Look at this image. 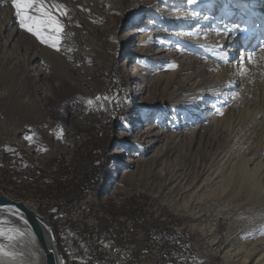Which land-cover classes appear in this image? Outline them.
Returning <instances> with one entry per match:
<instances>
[{"label":"rangeland","instance_id":"374dc122","mask_svg":"<svg viewBox=\"0 0 264 264\" xmlns=\"http://www.w3.org/2000/svg\"><path fill=\"white\" fill-rule=\"evenodd\" d=\"M154 2L45 0L46 6H63L54 12L64 26L60 51H56L20 27L12 0H0V195L34 208L55 233L66 216V204L77 203L73 199L88 184L102 182L101 188L93 187L98 214L136 224L150 243L131 247L134 258L146 250L154 264H228L223 256L226 236L251 224L247 213L251 210L241 201L240 207L223 215L221 204L212 202V206L211 197L199 192L202 197L196 200L189 185L203 177L208 163L217 157L229 163L236 156H248L253 143H264V0H227L229 7L225 3L204 6L202 0L197 3L200 8H194L193 14L206 12L212 17L205 29L211 32L214 27L227 34L225 38L234 37L237 47L231 55L232 48L223 47L219 57L213 56L214 44L198 48L191 42L189 49H198L187 52L188 47H182L190 57L187 66H179L178 88L189 92L192 100L208 88H225L228 80L241 81L244 54L247 77L226 92L227 111L222 121H202L203 130L173 144L167 156L141 162L131 169V175L121 178L122 162L132 149L122 152L119 135L131 116L129 106L141 93L127 79L132 73L127 51L135 40L126 45L121 38L128 28L144 26L146 11ZM200 21L189 31L197 26L202 29ZM214 36L209 34L211 39ZM108 40L97 88L79 85L73 63L83 58L89 46L102 47ZM36 57L40 60H33ZM31 66L37 75L31 74ZM51 72L75 83L66 85L58 106L43 97L58 95ZM42 75L47 76L40 79ZM197 88L202 90L194 94ZM162 90L158 98L178 91L176 86ZM214 100L223 102L219 94L207 103ZM151 118L147 122L155 123L156 116ZM162 120L170 121L166 116ZM199 124L193 120L186 127L194 129ZM206 226L214 232H208Z\"/></svg>","mask_w":264,"mask_h":264},{"label":"bare ground","instance_id":"6f19581e","mask_svg":"<svg viewBox=\"0 0 264 264\" xmlns=\"http://www.w3.org/2000/svg\"><path fill=\"white\" fill-rule=\"evenodd\" d=\"M200 1L155 0L154 5L146 11V19L142 23L144 26L128 28L121 38L126 45L131 43L133 39L135 40L133 47L127 51L126 62L127 65L132 67V73H128L127 79L137 85L139 88L138 93L141 92L136 95L139 100L129 106L128 110L131 116L124 125V131L119 135L122 148L125 149L122 152L126 153L129 147L132 149L131 154L122 162L121 178L131 175V169L141 162L150 159L156 161L167 156L171 152L173 144L189 136L193 137L195 130L201 132L204 128V124H201L202 121H210L216 118L218 119L215 122L222 121L227 111L225 105L228 95L226 92L233 90L238 82H242L247 77L243 62L245 61V54L240 51V54H244V57L240 58L242 60L241 81L228 80V83L224 86L225 88H208L206 91L194 95L192 100L188 95L189 92L184 91L183 87L178 88L179 66L182 63L183 66H187L185 61H188L187 57H190V54L185 52L214 44L216 55L213 56L217 57L218 55L219 57L221 55L219 52L223 47L232 48L229 55L233 54L234 48L237 47L234 37L227 39L225 38L227 34L215 30L214 27L211 32L205 29L208 25L207 20L212 19L210 13L193 14L194 8L198 6L197 3ZM202 1L204 6L228 4L227 0ZM228 11L232 10H225L226 13ZM199 20H201L199 27L203 25L202 29L197 26L189 31L192 25L197 24ZM136 24L137 22L133 25ZM229 27L235 29L234 25H229ZM86 31L91 34L89 28ZM211 33L215 34L212 39L209 37ZM173 41L176 42L173 43ZM191 42L198 48L192 47L189 49L191 47L189 43ZM108 43L109 40L101 43L102 47H100V44L94 45L96 48L93 45L89 46V51L85 53L83 58L75 60L76 62L73 63V69L75 70L73 72L79 85H86L91 90L97 88L95 83L97 82L99 68L107 54ZM176 45H180V48ZM182 47H188V49L182 52ZM180 53L183 55H179ZM35 59L40 60L39 57L33 60ZM131 61L132 63H130ZM122 66L125 69L126 66L124 64ZM166 68L172 70L168 71ZM34 69L35 66L29 68L33 75L35 74ZM45 76L47 75H42L40 79ZM49 76L53 79V87L58 95L55 97L44 95L43 97H46L44 101L54 102L58 106L61 104L60 99H62L61 96L65 92L66 85L75 83L68 81V78L56 72H51ZM172 86H176L178 89L173 96L158 98L159 91H164L162 89ZM201 90L202 88H197L193 93L197 94ZM42 93L43 91L39 92V94ZM145 93H147V96L141 97ZM219 94L223 102L214 100L213 104L209 105L207 103ZM85 95L88 99H91L89 93L83 92V96ZM169 114L171 115L169 116ZM135 115L138 117H135ZM152 116L153 118L156 116V122H147V120L152 119ZM165 116L170 119L168 123L167 120H162ZM193 120H199L200 124L194 129L186 127ZM142 122L147 123L139 127L138 125ZM134 126L137 127L134 128ZM253 144L254 147H251L248 156L243 154L234 156L235 158H232L229 163L220 157L209 162L204 176L189 185L192 196L196 200L202 197L197 194L199 192L201 195H207L209 199L211 197L209 202L212 206L215 202L221 204L219 207L222 208L223 215L231 214L234 209L240 207L241 201L245 202V207L248 210H251L247 211L249 218L252 220L251 224H243L240 229L233 230L231 234L226 236L223 256L228 264H264V143ZM214 166L216 167L211 168ZM202 189H204L203 192ZM254 209H257L258 212ZM0 210H3L0 211V218L5 221L3 227L6 229L15 227L25 234L15 245H10L7 239L0 240V244H4L8 250L22 253L14 260L0 259V264H44L39 243L24 216L14 207H1ZM9 212L13 214L9 215ZM127 223L130 224L131 222L128 221ZM42 227L49 246L54 248L55 241L51 229L46 224ZM212 229L208 226L206 230L214 232ZM212 240H216L215 235Z\"/></svg>","mask_w":264,"mask_h":264},{"label":"built area","instance_id":"2783aa9c","mask_svg":"<svg viewBox=\"0 0 264 264\" xmlns=\"http://www.w3.org/2000/svg\"><path fill=\"white\" fill-rule=\"evenodd\" d=\"M66 216L60 222L68 221L81 236L87 248V256L81 262L69 264H154L145 250L136 258L130 243L149 245L144 231L136 224L113 221V218L99 215L93 205V187H88L77 203L66 204ZM106 220L117 233V239L101 240L100 220ZM146 239V240H144ZM62 264H67L63 260Z\"/></svg>","mask_w":264,"mask_h":264},{"label":"snow or ice","instance_id":"6c2138e0","mask_svg":"<svg viewBox=\"0 0 264 264\" xmlns=\"http://www.w3.org/2000/svg\"><path fill=\"white\" fill-rule=\"evenodd\" d=\"M12 8L15 10L16 19L23 30L36 37L41 44L60 51L59 45L64 26L54 12L63 10L62 5L46 6L45 0H12ZM249 62H252L251 58H249ZM12 214L9 212V215ZM4 223L5 221L0 218V240L7 239L10 245H15L25 234L15 227L6 229L3 227ZM19 255L22 253L8 250L4 244H0V259L14 260Z\"/></svg>","mask_w":264,"mask_h":264},{"label":"crops","instance_id":"0c3cea01","mask_svg":"<svg viewBox=\"0 0 264 264\" xmlns=\"http://www.w3.org/2000/svg\"><path fill=\"white\" fill-rule=\"evenodd\" d=\"M101 240L117 239V233L111 229L106 220H100ZM59 251L67 264L81 262L87 256L84 239L77 234L72 224L68 221L59 222L55 229ZM130 247L136 248V243L131 242ZM135 254V253H134Z\"/></svg>","mask_w":264,"mask_h":264},{"label":"water","instance_id":"95a60500","mask_svg":"<svg viewBox=\"0 0 264 264\" xmlns=\"http://www.w3.org/2000/svg\"><path fill=\"white\" fill-rule=\"evenodd\" d=\"M7 206L14 207L26 219L32 233L39 243L44 258V264H62L63 258L58 250L54 229L49 224V222L39 215L34 208L25 204L24 202L14 201L0 195V208ZM44 224H46L51 229V233L55 241L54 248H51L48 244L46 235L44 233V228L42 227Z\"/></svg>","mask_w":264,"mask_h":264},{"label":"trees","instance_id":"16d2710c","mask_svg":"<svg viewBox=\"0 0 264 264\" xmlns=\"http://www.w3.org/2000/svg\"><path fill=\"white\" fill-rule=\"evenodd\" d=\"M88 186H92V187H96V188H101L102 186H103V183L102 182H96V183H94V184H88ZM83 190V189H82ZM80 191L79 193H78V195L73 199V200H78V199H80L82 196H83V194H84V192L83 191ZM171 250V249H170ZM63 259H64V257H63Z\"/></svg>","mask_w":264,"mask_h":264}]
</instances>
